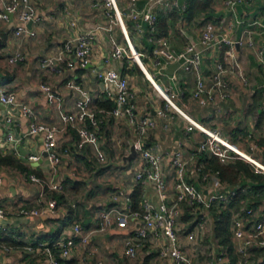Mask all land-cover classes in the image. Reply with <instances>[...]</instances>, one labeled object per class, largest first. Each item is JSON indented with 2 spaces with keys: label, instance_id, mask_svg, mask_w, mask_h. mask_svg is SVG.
Masks as SVG:
<instances>
[{
  "label": "crops",
  "instance_id": "1",
  "mask_svg": "<svg viewBox=\"0 0 264 264\" xmlns=\"http://www.w3.org/2000/svg\"><path fill=\"white\" fill-rule=\"evenodd\" d=\"M10 1L0 0V11H4ZM98 1L33 0L43 15V20L32 26L37 32L34 36L27 32L15 35L17 23L14 16H11L13 18L10 22L0 19V85L16 91L18 100L30 105L35 111V116H28L19 107L0 103V153L16 155L25 164L38 167L42 174L40 176L45 179L44 183H37L30 178V173L11 166L0 168V205L10 210L5 220V236L8 238L5 240L1 236L0 242L14 247L0 256V264H48L50 259L59 258L61 251L58 243L63 238L75 236V222L83 225L90 236V243L79 244L74 250L69 259L74 264H172L171 260L159 256L154 238L142 239L136 235L141 224L139 219L133 218L125 227L117 223L102 227L100 212L112 206L128 208L132 205L130 194L138 184L143 185L142 204L146 201L159 204L161 198L153 184L136 180L137 171L144 166L139 153L123 163L124 157L131 152L135 130L126 118L115 117L101 106L106 98H110L107 92L115 90L116 84L100 80L95 76L96 69L116 68L129 76L137 118L143 115L156 116L155 109L163 106V100H156L154 91L143 86L147 81L150 86L152 83L146 76H138L140 72L133 60L125 58L106 62L112 49V39L116 38L123 44H127V39L119 26L114 32L99 28L106 26L108 21ZM127 1L121 0L119 3L125 6ZM187 1L189 6V0ZM228 1L211 0L208 9L199 8L191 18L183 13L186 10L179 12L180 14L178 11L159 10V16L162 14L165 17V34L161 33L159 24L157 26L158 36L169 39L177 50H182L191 40H199L206 29L227 32L238 42L235 46L237 59L249 81L244 84L235 75L232 76V92L228 100L201 106L193 96L196 75L186 72L181 64L173 73L168 72L167 67L165 73L161 74L152 67L151 58L145 57V60L148 67L154 69V72L150 71L160 84L175 83L176 89L180 91L179 101L187 105L194 118L207 126L221 128L230 141L264 161V59L258 54L259 49L264 50V0H241L233 6ZM143 3L140 1L139 5L142 6ZM229 26L233 27L229 29ZM78 33L93 34L91 67H81L78 59L68 54H63L57 60V69L42 65L44 56L61 55L64 43ZM133 35L136 48L147 56L150 55L153 49L150 36L137 33ZM250 40L253 44H250ZM226 48L228 45L220 50L212 45L205 50L204 77H209L216 60L223 58ZM17 51L22 52L25 59L10 63L8 56ZM139 68L142 71L140 66ZM174 73L177 80L172 79ZM141 74H144L143 71ZM258 93L261 94V99L255 105ZM87 94L94 97L89 111L99 122L96 139L82 138L74 127L63 122V115L77 111L78 100ZM9 115L15 119L10 126L6 121ZM90 120L88 115L87 122ZM33 121L59 127L62 162L48 171L47 159L40 163L28 159L30 154H44V136L29 134ZM166 123L163 118H158L157 125L149 130L146 138V145H159L167 153L163 165L167 181L166 202L174 204L177 199L172 159L178 150L187 155L189 181L207 195L214 192L230 193L235 186L229 182L215 179L203 181L198 174L197 165L200 160L199 157L192 158L191 153L202 140L203 133L197 130L186 132V121L179 115H175L168 126ZM9 136L14 140L10 141ZM19 146L27 150L25 157H22ZM99 153L104 154V160ZM59 184L62 185L61 189L52 188ZM119 191L124 194L114 202L113 196L119 194ZM244 191L247 196L240 208L249 204L256 208L257 216L264 214V191L254 192L250 185ZM235 196L232 197L229 209H233ZM51 199L56 200L54 210H45L37 216L18 215L17 207L21 203L41 208L47 207ZM207 215L208 239L212 242L214 251L211 264H230L232 257L229 248L218 242L214 217L211 212ZM193 220V217L181 219L182 230L178 242L192 260L195 256L194 245L189 241L188 232L194 225ZM231 226L232 218L230 233L234 250ZM15 234H19L22 240L18 241L13 236ZM129 238L138 245V255L135 258L126 254V241ZM222 252L224 257L219 258ZM252 257L258 263L264 261V248L254 247L250 260ZM238 261L239 257L237 264Z\"/></svg>",
  "mask_w": 264,
  "mask_h": 264
},
{
  "label": "built area",
  "instance_id": "2",
  "mask_svg": "<svg viewBox=\"0 0 264 264\" xmlns=\"http://www.w3.org/2000/svg\"><path fill=\"white\" fill-rule=\"evenodd\" d=\"M140 1L143 5L140 6ZM241 0H229V5L233 6ZM99 5L104 9V15L108 21L106 26L99 28L109 32L119 26L126 36L127 44H123L112 39V49L109 52L106 62L109 63L119 59H130L137 63L146 77L151 81L156 100H163V106L155 109L154 115H143L137 118L136 106L133 102L134 93L129 82V76L116 68H101L98 71V78L104 81H111L116 84L115 90H109L108 96L114 100V106L110 111L113 116L126 118L135 130L137 150L143 160L144 166L137 171L135 177L138 182L151 183L157 189L161 202L154 204L146 201L140 209H134L132 205L122 209L116 206L105 208L100 212L102 227L117 223L121 227L127 226L133 218L140 220L141 224L137 228L136 235L142 239L154 238L157 244L158 254L162 259L171 260L172 264H194L188 254L179 246V234L182 230L181 219L186 213V208L192 209L193 226L188 232V238L191 244L198 242V231L204 228L207 222L209 210L213 207L230 208L232 197L236 195V189L233 188L230 193L214 192L205 194L195 183L187 178L188 158L184 151L178 150L172 159V167L175 175L174 187L176 190V202L168 204L167 181L164 172V160L167 153L159 145H146V138L149 130L157 125L158 118H163L169 125L170 120L175 115L181 116L186 121V132L199 131L203 133V138L191 153L192 158H198L200 154L207 153L210 158H216L225 164L230 161L242 160L248 163L256 174L264 175V161L256 157L253 152L238 147L230 141L219 127H210L194 118L189 112L187 105L179 101L180 91L176 89L175 83L166 85L160 84L154 76L145 57L152 59L153 68L159 73H165L166 68L181 59L183 69L188 73L196 75V83L193 88V96L201 106L215 101H226L231 97L232 76L239 78L244 84H248V77L241 67L236 55L235 46L238 43L229 33L221 31L216 32L211 29L204 30L199 40H191L182 50H177L171 44V41L163 36H158L157 26L159 22V10L185 11L188 8L187 0H128L125 6L120 5L118 0H99ZM14 16L16 18V27L14 34L19 36L28 33L36 35V30L28 28V23L37 24L43 20V15L38 11L33 0H11L4 11H0V19L10 22ZM74 25L75 22L73 21ZM233 26H229V29ZM264 27V26H263ZM141 36H150L149 40L153 43V49L150 55L139 51L135 44L133 34ZM264 33V30H263ZM250 44L253 41L250 40ZM212 45L219 50L228 45L224 50L222 59H217L209 77L202 75L204 69V52ZM93 47V34L78 33L69 38L65 43L62 54L58 56H44L41 60L43 66L51 69H57V60L63 54L74 55L81 67H86L91 63V52ZM260 58L264 59V50L259 49ZM25 59L22 52H14L8 56L10 63H16ZM173 80H177V75H172ZM94 97L87 94L83 99L78 100L79 109L74 112H66L63 115L65 125L74 127L78 134L84 139H96L98 120L94 114H91L89 107ZM0 103L6 106L19 107L21 111L28 116H35L33 108L20 102L17 93L0 85ZM95 127L91 129L87 122V117ZM9 126L15 121L14 117L9 115L6 118ZM59 127L53 124L33 121L30 124L29 134L44 136V154H30V161L42 162L47 159V171L54 168L62 162V154L58 139ZM11 135V134H10ZM9 140L14 138L9 136ZM104 160V154L99 153ZM206 162L199 161L197 171L203 181L211 179L219 180V170L209 169L205 171ZM30 178L37 183H44L45 179L36 174H30ZM2 177L0 176V185ZM222 182V181H221ZM53 189H61L62 185H53ZM124 193L113 196L114 202H117ZM56 200L48 201L47 207H30L24 203L18 205V215L37 216L45 210H54ZM10 210L0 205V237L1 233L7 230L6 218ZM202 216H201V215ZM74 237H66L60 240V257L50 259L48 264H66L71 258L74 250L79 244L87 245L90 243V236L85 231L80 222L73 225ZM231 231L234 240V252L238 254V264H248L253 254L254 247L264 248V214L257 216V210L254 206L245 204L240 209L233 212ZM18 241L22 240L19 234L13 235ZM12 245L0 242V256L5 255L12 250ZM32 249V246L28 247ZM95 250V249H94ZM126 254L135 258L138 255V245L132 238L126 241ZM219 258L224 257V252L220 253ZM5 264V263H2Z\"/></svg>",
  "mask_w": 264,
  "mask_h": 264
},
{
  "label": "trees",
  "instance_id": "3",
  "mask_svg": "<svg viewBox=\"0 0 264 264\" xmlns=\"http://www.w3.org/2000/svg\"><path fill=\"white\" fill-rule=\"evenodd\" d=\"M210 3L211 0H189L188 9L183 13H185L187 18H191L192 14H194V12H196L199 8L208 9ZM158 24L160 26L161 33L165 34L166 32L165 17L162 14H160L159 16ZM135 65H136L135 66L136 69L139 70L140 73H142L139 66L136 63ZM260 99H261V94L259 93L256 94L255 105H258L260 103ZM114 103L115 102L113 99L106 98L105 101L101 103V106L111 111L114 106ZM88 124L91 129L95 128L92 125L91 121H88ZM199 160L201 162L207 163L206 167L204 168L205 171H208L209 169L219 170L220 172L219 178L221 179V181L229 182L231 185H234L236 188V196L234 197L232 203L233 209L223 208V207L220 208L213 207L209 211L214 217L215 234L218 242L229 248L232 257L230 264H237L238 256L234 253L233 242L231 240V233H230V222L234 212L233 210H237L240 208L243 199L247 196L244 190L246 187H249V185L253 187L254 192L264 191V175L256 174L253 171L252 167L248 163L242 160L230 161L228 163L223 164L216 158H210L209 154L207 153L200 154ZM2 166H11L30 174H36L38 176L42 175L38 167H33L25 164L22 159H20L19 157L13 154L0 153V168ZM143 191H144L143 185L138 184L134 187L133 191L131 192L130 194L131 201L134 209L141 208L142 201L144 199ZM248 192L252 193L251 190H248ZM251 201L252 198H250L249 202L251 203ZM191 217H193L192 209L187 207L186 213L182 218L190 219ZM1 236L5 238V240L8 238L5 236V232L1 233ZM72 263L74 264V261L68 260L66 264H72ZM258 264H264V261Z\"/></svg>",
  "mask_w": 264,
  "mask_h": 264
},
{
  "label": "rangeland",
  "instance_id": "4",
  "mask_svg": "<svg viewBox=\"0 0 264 264\" xmlns=\"http://www.w3.org/2000/svg\"><path fill=\"white\" fill-rule=\"evenodd\" d=\"M121 1V0H119ZM137 64V63H136ZM150 70L154 72V69L149 66ZM144 73V72H143ZM138 76H146L145 73L142 75L141 73L138 74ZM143 86L153 92L152 86H150V82L147 81V83H144ZM185 219V218H184ZM204 228L199 229L198 231V242L196 245L193 246V251H194V258H193V263L194 264H211L213 260V255H212V242L210 241L209 234L207 230L209 231V224L208 222L204 224ZM255 257V256H254ZM252 257L250 260V264H258L255 258ZM254 258V259H253ZM248 263V264H249Z\"/></svg>",
  "mask_w": 264,
  "mask_h": 264
},
{
  "label": "water",
  "instance_id": "5",
  "mask_svg": "<svg viewBox=\"0 0 264 264\" xmlns=\"http://www.w3.org/2000/svg\"><path fill=\"white\" fill-rule=\"evenodd\" d=\"M28 26L31 28V27L33 26V22H32V21L29 22V23H28ZM182 62H183V59H181V60H179V61H177V62H174V63L170 64V65L168 66V68H167V71L170 72V73H173L174 70H175V69H176V68H177ZM91 66H92V64H88L86 67H91ZM99 69H100V68H97V69H96L95 76L98 75V71H99ZM18 148H19V151H20L22 157H25L26 154H27V150H25L22 146H19ZM130 151H131L130 154H128V155H126V156L124 157V162H123L124 164H125L130 158L136 156V155L139 153L138 150H137V147H136V143H135V141L132 142V145H131V147H130ZM44 155L46 156V155H47V152H44Z\"/></svg>",
  "mask_w": 264,
  "mask_h": 264
}]
</instances>
